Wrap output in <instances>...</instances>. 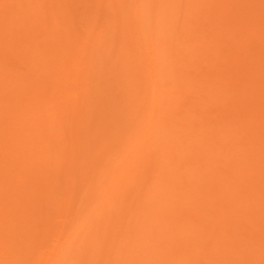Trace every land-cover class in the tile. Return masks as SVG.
Returning a JSON list of instances; mask_svg holds the SVG:
<instances>
[{
  "label": "rangeland",
  "instance_id": "1",
  "mask_svg": "<svg viewBox=\"0 0 264 264\" xmlns=\"http://www.w3.org/2000/svg\"><path fill=\"white\" fill-rule=\"evenodd\" d=\"M263 1L0 0V264H264Z\"/></svg>",
  "mask_w": 264,
  "mask_h": 264
},
{
  "label": "bare ground",
  "instance_id": "2",
  "mask_svg": "<svg viewBox=\"0 0 264 264\" xmlns=\"http://www.w3.org/2000/svg\"><path fill=\"white\" fill-rule=\"evenodd\" d=\"M44 2H45V0H44ZM53 2H54V1H53ZM263 2H264V1H263ZM54 3H55V2H54ZM45 5H46V4H45ZM16 7H17V6H16ZM141 7H142V6H141ZM17 8H18V7H17ZM139 8H140V7H139ZM24 9H26V8H24ZM21 10H22V9H21ZM59 11H60V9H59ZM61 11H62V10H61ZM64 12H65V11H64ZM136 12H137V11H136ZM69 13H70V12H69ZM27 15H28V14H27ZM54 16H55V15H54ZM26 17H27V16H26ZM245 17H246V16H245ZM29 18H30V17H29ZM57 18H58V17H57ZM150 18H151V17H150ZM152 18H153V17H152ZM31 19H32V18H31ZM141 19H142V18H141ZM148 19H149V18H148ZM248 19H249V18H248ZM20 20H21V19H20ZM143 20H144V19H143ZM146 20H147V19H146ZM26 21H27V20H26ZM15 22H16V21H15ZM156 22H157V21H156ZM156 22H155V23H156ZM22 23H23V22H22ZM55 24H56V23H55ZM158 24H159V23H158ZM36 25H37V24H36ZM152 25H153V24H152ZM165 25H166V24H165ZM185 25H186V24H185ZM138 26H140V25H138ZM147 26H148V25H147ZM159 26H160V25H159ZM159 26H156L157 28H156V27H155V28L158 29V30H159V28L161 29V27H159ZM186 26H187V25H186ZM25 27H26V26H25ZM33 27H34V26H33ZM150 27H151V26H150ZM153 27H154V26H153ZM189 27H190V26H189ZM261 27H262V26H261ZM261 27H260V28H261ZM155 28H154V29H155ZM162 28H164V27H162ZM192 28H193V27H192ZM232 28H233V27H232ZM239 28H240V27H239ZM263 28H264V27H263ZM151 29H152V28H151ZM145 30H146V29H145ZM183 30H184V29H183ZM183 30H182V31H183ZM26 31H27V30H26ZM160 31H161V30H160ZM229 31H230V30H229ZM231 31H232V29H231ZM241 31H242V30H240V32H241ZM258 31H259V30H258ZM36 32H37V31H36ZM58 32H59V31H58ZM147 32H148V31H147ZM150 32H151V31H150ZM155 32H156V31H155ZM242 32L245 33L244 31H242ZM39 33H40V32H39ZM184 33H185V32H184ZM195 33H196V32H195ZM262 33H263V32H262ZM55 34H56V33H55ZM192 34H193V33H192ZM248 34H250V33H248ZM257 34H258V33H257ZM260 34H261V33H260ZM76 35H77V34H76ZM160 35H161V34H160ZM160 35H159V36H160ZM188 35H190V34L188 33ZM245 35H246V34H245ZM245 35H244V36H245ZM85 36H86V35H85ZM159 36H158V37H159ZM163 36H164V35H163ZM191 36H193V35H191ZM191 36H190V37H191ZM232 36H233V35H232ZM241 36H242V35H241ZM241 36H240V37H241ZM44 37H45V36H44ZM151 37H152V36H151ZM160 37L162 38V35H161ZM193 37H194V36H193ZM250 37H251V36H250ZM61 38H62V37H61ZM159 39H160V38H159ZM162 39H163V38H162ZM185 39H186V38H185ZM190 39H194V38L191 37ZM47 40H48V39H47ZM160 40H161V39H160ZM177 41H178V39H177ZM80 42H81V41H80ZM165 42H166V41H165ZM179 42H180V40H179ZM184 42H185V41H184ZM76 43H77V42H76ZM180 43H181V42H180ZM71 44H72V43H71ZM97 44H98V43H97ZM175 44H176V43H175ZM240 44H241V43H240ZM243 44H244V43H243ZM37 45H38V44H37ZM233 45H234V44H233ZM47 46H48V44H47ZM51 46H52V45H51ZM79 46H80V45H79ZM187 46H188V45H187ZM237 46H238V45H237ZM240 46H241V45H240ZM240 46H239V47H240ZM232 47H233V46H232ZM243 47H244V46H243ZM75 48H76V47H75ZM180 48H181V47H180ZM246 48H247V46H246ZM173 49H174V47H173ZM247 49H248V48H247ZM53 50H54V49H53ZM190 50H191V49H190ZM199 50H200V49H199ZM242 50H243V48H242ZM193 51H194V50H193ZM40 52H41V51H40ZM79 52H80V51H79ZM180 52H181V51H180ZM194 52H195V51H194ZM200 53H201V52H200ZM200 53H199V54H200ZM199 54H197V55H199ZM185 56H186V55H185ZM199 56H200V55H199ZM240 56H241V55H240ZM167 57H168V56H167ZM179 57H180V56H179ZM193 57H194V56H193ZM63 58H64V56H63ZM175 58H176V57H175ZM194 58H195V57H194ZM197 58L199 59V57H197ZM152 59H153V58H152ZM153 60H154V59H153ZM176 60H177V59H176ZM221 60H222V59H221ZM32 61H33V60H32ZM154 61H155V60H154ZM162 61H164V60H162ZM167 62H168V61H167ZM172 62H173V61H172ZM73 63H74V62H73ZM173 63H174V62H173ZM200 64H201V63H200ZM168 65H169V64H168ZM197 65H198V64H197ZM207 65H208V64H207ZM227 65H228V64H227ZM229 65H230V64H229ZM261 65H262V64H261ZM161 66H162V65H161ZM164 66H165V65H164ZM166 66H167V65H166ZM201 66H202V65H201ZM224 67L226 68V66H224ZM232 67H233V66H232ZM65 68H66V67H65ZM167 68H168V67H167ZM225 68H224V69H225ZM73 69H74V68H73ZM161 69H162V68H161ZM230 69H231V68H230ZM163 70H164V69H163ZM179 70H180V69H179ZM38 71H39V70H38ZM165 71H166V70H165ZM168 71H169V69H168ZM197 71H198V70H197ZM81 72H82V71H81ZM162 72H163V71H162ZM228 72H229V71H228ZM231 72H232V71H231ZM77 73H78V72H77ZM174 73H175V72H174ZM233 73H234V72H233ZM78 74H79V73H78ZM76 76H77V75H76ZM162 76H163V75H162ZM243 76H244V75H243ZM245 76H246V75H245ZM40 77H41V76H40ZM222 78H223V77H222ZM243 78H244V77H243ZM245 78H246V77H245ZM178 79H179V78H178ZM244 80H245V79H244ZM251 80H252V79H251ZM218 81H219V80H218ZM241 81H242V80H241ZM246 81H248L247 78H246ZM39 82H40V81H39ZM156 83H157V82H156ZM178 83H179V82H178ZM182 84H183V83H182ZM185 84H186V82H185ZM246 84H247V83H246ZM74 85H76V83H75ZM221 85H222V84H221ZM234 85H235V84H234ZM182 86H183V85H182ZM173 87H175V86H173ZM173 87H172V89H173ZM231 87H232V86H231ZM175 88H176V87H175ZM180 88H181V87H180ZM188 88H190V89L192 88V89H193V87H188ZM176 89H177V88H176ZM185 90H186V89H185ZM242 90H243V89H242ZM250 90H251V88H250ZM172 92H173V91H172ZM177 92H178V90H177ZM177 92H176V93H177ZM247 94H248V93H247ZM249 94L251 95V92H250ZM176 95H178V94H176ZM158 97H159V96H158ZM194 97H195V96H194ZM194 97H193V98H194ZM156 98H157V97H156ZM174 101H175V100H174ZM185 101H186V100H185ZM194 101H195V100H194ZM163 103H164V102H163ZM170 105H171V104H170ZM164 106H165V105H164ZM164 106H163V109H164ZM193 106H194V105H193ZM159 108H160V107H159ZM168 108H169V107H168ZM153 109H154V108H153ZM167 110H168V109H167ZM182 110H184V109H182ZM154 112H155V111H154ZM166 113H167V112H166ZM166 113H165V114H166ZM192 113H193V112H192ZM181 114H182V113H181ZM158 115H159V113H158ZM163 115H164V114H163ZM171 115H172V114H171ZM176 115H177V114H176ZM189 115H190V114H189ZM180 116H181V115H180ZM187 116H188V115H187ZM192 116H194V115H192ZM53 118H54V117H53ZM184 118H185V117H184ZM192 118H193V117H192ZM157 119L159 120V118H157ZM195 119H196V118H195ZM181 120H182V117H181ZM163 121H164V120H163ZM185 121H186V120H185ZM195 121H196V120H195ZM195 121H192L190 125L194 124L195 127H196V125H198V124H197ZM158 122H159V121H158ZM182 122H183V120H182ZM173 123H174V122H173ZM157 124H158V123H157ZM162 124L165 125V129H166L167 126H168V124H165V121H164V123H162ZM239 124H240V123H239ZM194 125H193V126H194ZM162 126H163V125H162ZM174 126H175V125H174ZM179 126H180V124H179ZM185 126H186V125H184L183 127H185ZM193 126H192V127H193ZM156 127H157V125H156ZM186 127H187V126H186ZM192 127H189V128L192 129ZM154 128H155V126H154ZM168 128H172V125H171V127H168ZM193 128H194V127H193ZM151 129H152V128H151ZM165 129H164V130H165ZM195 129H196V128H195ZM160 131H162V130H160ZM188 131H189V130H188ZM145 132H146V131H145ZM148 132H151V131H148ZM166 132H167V131H164L163 133L165 134ZM198 132H199V131H198ZM155 133H156V132H155ZM180 133H181V132H180ZM180 133H179V134H180ZM192 133H193V132H192ZM149 134H150V133H149ZM151 134L153 135V133H151ZM151 134H150V135H151ZM158 134H159V132H158ZM171 134H172V131H171ZM231 134H232V133H231ZM146 135H148V134H146ZM146 135H145V136H146ZM188 135H189V134H188ZM192 135H194V134H192ZM171 136H172V135H171ZM181 136H182V135H181ZM151 137H152V136H151ZM191 137H192V136H191ZM194 137H195V136H194ZM145 138H146V137H145ZM145 138H144V139H145ZM137 139H138V138H137ZM175 139H176V138H175ZM140 140H141V139H140ZM178 140H179V139H178ZM161 141H162V140H161ZM173 141H174V140H173ZM175 141H177V140H175ZM136 142H137V141H136ZM149 142H150V140H149ZM149 142H148V144H149ZM153 142H154V141H153ZM137 143H139V142H137ZM137 143H135V145H136ZM170 143H171V142H170ZM133 144H134V143H133ZM139 144H140V143H139ZM150 144H151V143H150ZM160 144H163V145H164L163 142H162V143H159L158 145H160ZM142 145H144V144H140L141 147H142ZM174 145H175V144H174ZM160 146H162V145H160ZM160 146H159V147H160ZM133 147H134V146H133ZM137 147H138V146H137ZM143 147H144V146H143ZM145 147H146V146H145ZM145 147H144V148H145ZM175 147H176V146H175ZM135 148H136V147H134V149H135ZM167 149H168V148H167ZM146 150H147V149H146ZM154 150H155V149H154ZM161 150H162V149H161ZM172 150H173V149H172ZM168 152H169V151H168ZM171 153H172V152H171ZM174 153H175V152H174ZM178 153H179V152H178ZM166 154H167V153H166ZM175 154H176V153H175ZM173 155H174V154H173ZM128 158H129V157H128ZM134 165H135V164H134ZM73 231H74V230H73ZM74 233H75V232H74ZM42 238H43V237H42ZM42 238H41V239H42ZM71 238H72V237H71ZM32 242H33V241H32ZM67 246H68V245H67ZM63 247H64V246H63ZM57 250H59V249H57ZM60 251H61V250H60ZM61 256H62V255H61ZM59 257H60V256H59Z\"/></svg>",
  "mask_w": 264,
  "mask_h": 264
}]
</instances>
